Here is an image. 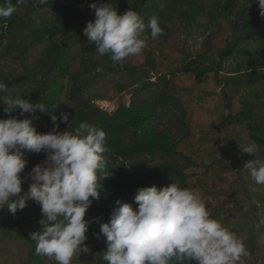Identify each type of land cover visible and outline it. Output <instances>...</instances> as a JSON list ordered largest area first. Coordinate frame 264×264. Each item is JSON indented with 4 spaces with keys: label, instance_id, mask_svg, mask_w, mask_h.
Returning a JSON list of instances; mask_svg holds the SVG:
<instances>
[{
    "label": "trees",
    "instance_id": "obj_1",
    "mask_svg": "<svg viewBox=\"0 0 264 264\" xmlns=\"http://www.w3.org/2000/svg\"><path fill=\"white\" fill-rule=\"evenodd\" d=\"M101 2L119 14L134 10L146 24L157 18L162 34L153 39L146 29L142 51L113 64L83 34L95 18L89 4ZM195 31L204 37L197 50ZM180 35L181 46L175 42ZM247 61H256L248 71ZM0 80L12 97L28 94L33 103L48 104L57 131L83 121L106 133L102 188L85 213V242L96 247L89 252L95 259L73 258L72 264H107L105 237L95 234L100 222L109 221L117 198L135 209L138 187L172 182L200 191L211 216L244 242L250 252L244 264H264V185H256L243 167L264 160V18L256 0H27L0 19ZM125 93L128 106L122 103ZM96 99L119 103L107 113ZM3 108L0 103V118L29 115L5 114ZM61 113L68 122H59ZM32 124L40 133L53 128L49 115L39 111ZM252 141L258 145L255 157L240 150ZM23 158L24 173L46 161L43 152L23 150ZM29 185L22 180L21 195ZM41 218L40 205L31 199L15 214L6 205L0 209L4 264H45L29 235L40 229ZM169 264L187 262L173 258Z\"/></svg>",
    "mask_w": 264,
    "mask_h": 264
},
{
    "label": "clouds",
    "instance_id": "obj_2",
    "mask_svg": "<svg viewBox=\"0 0 264 264\" xmlns=\"http://www.w3.org/2000/svg\"><path fill=\"white\" fill-rule=\"evenodd\" d=\"M27 0H4L0 4V19L5 21ZM47 4V0H38ZM259 16L264 18V0H256ZM94 20L88 21L83 34L94 43L98 53L110 55L113 64L139 54L146 46V29L157 38L163 29L157 18L147 24L131 9L119 14L111 3H91ZM5 80H0V103L5 114L19 110L22 119L9 115L0 118V209L6 205L15 214L27 206V201L40 205V229L31 232L36 242L35 252L54 258L57 264H72L74 256L88 253L86 232L89 221L86 210L99 198L101 178L107 161L106 133L87 122L73 130L57 131V116L44 102L33 103L28 94L12 97ZM55 106H53L54 108ZM39 111L47 113L53 122L49 132L40 133L32 124ZM61 113L59 122H68ZM71 124L68 125L69 129ZM23 150L45 153L46 166L34 165L31 183L23 195L20 173L26 167ZM243 153L255 154V141L240 147ZM256 185H264V160H248L244 166ZM132 204L117 198L108 222L99 223V233L107 245L103 260L107 264H169L196 261L197 264H244L250 255L244 242L234 232L213 218L197 189L167 186L138 187ZM99 219V218H96ZM264 224V220L261 221Z\"/></svg>",
    "mask_w": 264,
    "mask_h": 264
},
{
    "label": "rangeland",
    "instance_id": "obj_3",
    "mask_svg": "<svg viewBox=\"0 0 264 264\" xmlns=\"http://www.w3.org/2000/svg\"><path fill=\"white\" fill-rule=\"evenodd\" d=\"M196 34H198V35H196ZM195 35L197 36V40L194 42V50H197V48L200 46V43H201V41L203 40V36H201V33L200 32H198V31H195ZM184 35H180V36H178L177 37V39L175 40V42H177V44L179 45V46H181V45H183V43H184V37H183ZM187 38V37H186ZM256 62V61H255ZM255 62H251V61H247V63H246V70L248 69V68H251V67H253L255 64ZM235 67V62H229V64H228V68H231V69H233ZM248 71V70H247ZM193 94V96H195L196 95V92H193L192 93ZM128 99H130V94H128V93H125L124 95H123V97H122V103H124V104H126V102H127V100ZM113 101H115L116 102V104L118 105V100L117 99H114ZM48 162L47 161H44V162H41V163H39V165H41V166H46V164H47ZM31 172H32V170L30 171V172H28V173H24V172H22V173H20V175H21V177H22V180H24V181H27V182H29V183H31L32 181H31ZM86 243V242H85ZM87 244V246L91 249V251L92 252H95V249H96V247H92V245H90V244H88V243H86ZM90 245V246H89ZM95 246V245H94ZM4 250V248H2V250L0 251V252H2ZM4 254H6V253H4ZM2 255V254H1ZM45 258L47 259V261H45V264H57V262L55 261V259L54 258H51V257H47V256H45ZM75 260H77V259H81V258H84L85 260H88V261H90V262H94V259H95V257H94V255H92V254H90L89 252L88 253H84V252H80L79 253V255L76 257V256H74L73 257ZM1 259V261H3V264L5 263V260H3V258L1 257L0 258ZM47 262V263H46ZM81 263H84V264H87L86 262H81Z\"/></svg>",
    "mask_w": 264,
    "mask_h": 264
},
{
    "label": "built area",
    "instance_id": "obj_4",
    "mask_svg": "<svg viewBox=\"0 0 264 264\" xmlns=\"http://www.w3.org/2000/svg\"><path fill=\"white\" fill-rule=\"evenodd\" d=\"M93 102L99 109L107 113H112L113 111H115L117 107V104L115 101L108 100V99H96ZM126 105L127 106L129 105V99L126 102Z\"/></svg>",
    "mask_w": 264,
    "mask_h": 264
}]
</instances>
